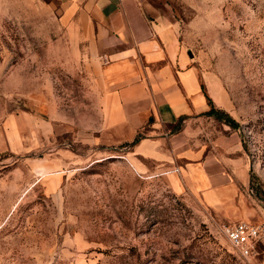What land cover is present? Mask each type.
Instances as JSON below:
<instances>
[{"label":"rangeland","instance_id":"374dc122","mask_svg":"<svg viewBox=\"0 0 264 264\" xmlns=\"http://www.w3.org/2000/svg\"><path fill=\"white\" fill-rule=\"evenodd\" d=\"M141 2L175 24L235 122L191 121L203 139L236 134L246 174L230 207L247 218L134 154L145 125L128 142L108 127L91 74L68 66L58 0H0V264H264V245L244 259L220 231L264 224V0Z\"/></svg>","mask_w":264,"mask_h":264},{"label":"crops","instance_id":"0c3cea01","mask_svg":"<svg viewBox=\"0 0 264 264\" xmlns=\"http://www.w3.org/2000/svg\"><path fill=\"white\" fill-rule=\"evenodd\" d=\"M58 1V40L73 62L68 66L91 74L108 127H120L126 133L121 141L128 142L145 125L134 154L172 173L175 190L192 191L223 217L247 218L246 211L230 207L246 174L236 134L203 139L191 122L208 110L204 93L221 108L175 24L145 10L141 0ZM181 116L179 129L171 132Z\"/></svg>","mask_w":264,"mask_h":264},{"label":"built area","instance_id":"2783aa9c","mask_svg":"<svg viewBox=\"0 0 264 264\" xmlns=\"http://www.w3.org/2000/svg\"><path fill=\"white\" fill-rule=\"evenodd\" d=\"M221 233L233 252L241 258L256 253L258 245H264V224L238 220L221 227Z\"/></svg>","mask_w":264,"mask_h":264},{"label":"trees","instance_id":"16d2710c","mask_svg":"<svg viewBox=\"0 0 264 264\" xmlns=\"http://www.w3.org/2000/svg\"><path fill=\"white\" fill-rule=\"evenodd\" d=\"M206 101H207V105H208V110L206 112L203 113V115H207V116H212L215 119H218L220 121H222L224 124L228 125L229 127H235V122L230 118V116L223 110L221 109H217L212 101L210 100V98L204 93ZM183 117H179L176 122L171 125V132H175L179 129L180 125H181V121H182ZM150 121V119H149ZM140 136L138 134L135 135V137L133 138L131 144H135L137 143V141L139 140Z\"/></svg>","mask_w":264,"mask_h":264}]
</instances>
